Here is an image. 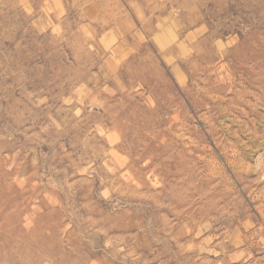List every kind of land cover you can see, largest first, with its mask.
<instances>
[{"label": "rangeland", "instance_id": "rangeland-1", "mask_svg": "<svg viewBox=\"0 0 264 264\" xmlns=\"http://www.w3.org/2000/svg\"><path fill=\"white\" fill-rule=\"evenodd\" d=\"M0 264H264V0H0Z\"/></svg>", "mask_w": 264, "mask_h": 264}]
</instances>
